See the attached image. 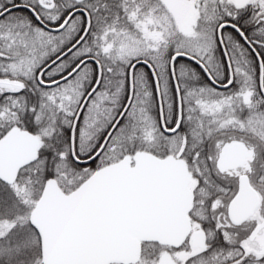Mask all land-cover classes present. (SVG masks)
Wrapping results in <instances>:
<instances>
[{"label": "snow or ice", "instance_id": "6c2138e0", "mask_svg": "<svg viewBox=\"0 0 264 264\" xmlns=\"http://www.w3.org/2000/svg\"><path fill=\"white\" fill-rule=\"evenodd\" d=\"M0 264H264V0H0Z\"/></svg>", "mask_w": 264, "mask_h": 264}]
</instances>
